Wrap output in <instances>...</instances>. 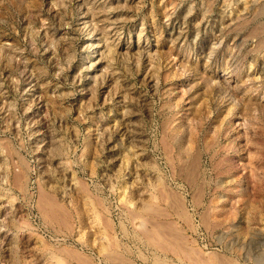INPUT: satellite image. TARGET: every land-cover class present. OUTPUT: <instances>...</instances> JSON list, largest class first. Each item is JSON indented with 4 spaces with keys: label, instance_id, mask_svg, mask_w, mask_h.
Returning a JSON list of instances; mask_svg holds the SVG:
<instances>
[{
    "label": "rangeland",
    "instance_id": "obj_1",
    "mask_svg": "<svg viewBox=\"0 0 264 264\" xmlns=\"http://www.w3.org/2000/svg\"><path fill=\"white\" fill-rule=\"evenodd\" d=\"M59 259L264 264V0H0V264Z\"/></svg>",
    "mask_w": 264,
    "mask_h": 264
},
{
    "label": "bare ground",
    "instance_id": "obj_2",
    "mask_svg": "<svg viewBox=\"0 0 264 264\" xmlns=\"http://www.w3.org/2000/svg\"><path fill=\"white\" fill-rule=\"evenodd\" d=\"M93 44H94V43H93ZM93 48H94V49L97 48V44H95V45L93 46ZM192 155H193V154H192ZM191 162H192V161H191ZM195 162H196V161H195ZM196 163H197V162H196ZM186 165H187V164H186ZM188 166H189V165H188ZM186 167H187V166H186ZM193 167L196 169V166H193ZM184 168H185V167H184ZM187 168H188V167H187ZM187 168H186V169H187ZM184 170H185V169H184ZM189 170H190V166H189ZM191 170H192V169H191ZM194 172H195V171H194ZM190 174H191V173H190ZM195 174H196V173H195ZM184 175H185V174H184ZM184 175H183V176H184ZM184 177H185V176H184ZM190 177H191V176H190ZM190 177H189L188 179H190ZM194 178H195V177H194ZM194 178H192V179H194ZM188 179H187V180H188ZM190 181H192V180L190 179ZM194 182H195V181H194ZM160 183H161V182H160ZM160 183H159V184H160ZM188 183H189V182H188ZM199 185H200V184H199ZM205 185H206V184H205ZM159 186L161 187V184H160ZM163 186H164V185H163ZM163 186H162V187H163ZM165 187H166V186H165ZM193 187H196V186H193ZM190 188H191V187H190ZM198 188H199V187H198ZM205 188H206V187H205ZM158 189H159V188H158ZM79 190H80V189H79ZM161 190H162V189H161ZM163 190H164V189H163ZM167 190H168V189H167ZM123 191H124V190H123ZM159 191H160V190H159ZM169 191H170V190H169ZM197 191H198V190H197ZM197 191H196L195 193H197ZM202 191H203V190H201V192H202ZM171 192H173V191H171ZM199 192H200V190H199ZM82 193H83V192H82ZM157 193H158V192H157ZM167 193H168V191H167ZM175 193H176V192H175ZM193 193H194V191H193ZM165 194H166V192L164 191V195H165ZM168 194H169V193H168ZM170 194H171V193H170ZM170 194H169V195H170ZM173 194H174V193H173ZM201 194H202V193H201ZM161 195H163V194H161ZM171 195H172V194H171ZM175 195H177V194H175ZM195 195H196V194H195ZM42 196H43V195H42ZM165 196H166V198L171 197V196H168V197H167V195H165ZM165 196H163V197H161V198H165ZM201 196H202V195H201ZM48 197H49V196H48ZM86 197H87V196H86ZM39 198H40V197H39ZM194 198H195V197H193V200H195ZM199 198H200V197H198V199H199ZM201 198H202V197H201ZM41 199H43V198H41ZM170 199H171V198H170ZM39 200H40V199H39ZM45 200H47V199H45ZM49 200H50V199H49ZM49 200H48V201H49ZM162 200L165 201V199H162ZM167 200H168V199H167ZM167 200H166V201H167ZM171 200H173V202H171V203L174 204V206H175V205H176V202H175L174 197H173V199H171ZM43 201H44V200H43ZM88 201H89V200H88ZM90 201L92 202L93 200L90 199ZM90 201H89V203H90ZM166 201H165V202H166ZM196 201H197V200H196ZM196 201H193V203L196 202ZM199 201H200V199H199ZM93 202H94V201H93ZM93 202H92L91 204H93ZM96 202H97V201H96ZM168 202H169V201H168ZM181 202H182V201H181ZM181 202L179 201L180 204H181ZM46 203H48V202H46ZM50 203H51V201H50ZM97 203H98V202H97ZM97 203H96V204H97ZM198 203H199V202H198ZM198 203H197V204H198ZM200 203H201V202H200ZM214 203H215V202H214ZM48 204H49V203H48ZM169 204H170V203H169ZM210 204H211V203H210ZM212 204H213V202H212ZM40 205H41V204H40ZM43 205H44V204H43ZM49 205H51V204H49ZM49 205H48V206H49ZM154 205H155V204H154ZM178 205H179V204H178ZM178 205H176V206H178ZM183 205H184V204H183ZM46 206H47V205H46ZM46 206H45V207H46ZM48 206H47V207H48ZM90 206H91V205H90ZM152 206H153V205H152ZM172 206H173V205H172ZM180 206H182V204H181ZM194 206H195V203H194ZM199 206H200V205H199ZM210 206H211V205H210ZM53 207H54V205H53ZM56 207H58V206H56ZM147 207H148V206H147ZM147 207H145V208H147ZM149 207H150V206H149ZM154 207H155V206H154ZM156 207H157V206H156ZM49 208H50V209H49ZM49 208H48V209H49V212H50L52 209H51L50 206H49ZM170 208H171V207H170ZM174 208H176V207H174ZM178 208H179L180 210L182 209V208L179 207V206H178ZM194 208H196V207H194ZM208 208H209V206H208ZM215 208H216V207H215ZM43 209H44V208H43ZM45 209H46V208H45ZM45 209H44V210H45ZM48 209H47V210H48ZM53 209H57V208L54 207ZM60 209H62V208H60ZM179 209H178V210H179ZM205 209H206V208H205ZM211 209H212V208H211ZM213 209H214V208H213ZM146 210H147V209H146ZM151 210H152V209H150L149 211H151ZM178 210H177V211H178ZM45 211H46V210H45ZM55 211L57 212V210H55ZM61 211H62V210H61ZM149 211H148V212H149ZM53 212H54V210H53ZM53 212H52V213H53ZM56 212H55V213H56ZM58 212H59V211H58ZM64 212H65V211L61 212L60 214L62 215V213H64ZM146 212H147V211H146ZM153 212H154V211H153ZM181 212H182V211H179L178 214H179V213L181 214ZM204 212H207V210L204 211ZM41 213H42V212H41ZM44 213H45V212H44ZM52 213H51V214H52ZM55 213H54V214H55ZM96 213H97V212H96ZM98 213H99V212H98ZM47 214H48V212H47ZM180 214H179V215H180ZM204 214H205V213H204ZM55 215H56V214H55ZM61 215H60V216H61ZM64 215H65V213H64ZM66 215H67V214H66ZM97 215H98V214H97ZM97 215H96V216H97ZM151 215H152V214H151ZM181 215H182V214H181ZM183 215H184V214H183ZM209 215H210V214H209ZM47 216H48V215H47ZM57 216H59V215H57ZM157 216H158V215H157ZM160 216H161V215H160ZM175 216H176V215H175ZM185 216H186V213H185ZM200 216H201V215H200ZM48 217H49V216H48ZM61 217H63V216H61ZM65 217H66V218H63V219H64L63 222H65V220L68 218V216H65ZM164 217H165V216H164ZM181 217H183V216H181ZM202 217H203V218H206L203 214H202ZM49 218H50V217H49ZM54 218H56V217H54ZM54 218L51 217V219L55 220ZM59 218H60V217H58V219H59ZM58 219H57V220H58ZM63 219L61 218V219H59V220L61 221V220H63ZM103 219H104V217H103ZM206 219H208V218H206ZM57 220H56V221H57ZM97 220H98V219H97ZM104 220H106V219H104ZM203 220H204V223H205V222H206L205 219H203ZM203 220H202V221H203ZM255 220H256V219H255ZM102 221H103V220H102ZM106 221H107V220H106ZM149 221H150V220H149ZM199 221H200V220H199ZM57 222H58V221H57ZM144 222H145V221H144ZM146 222H148V220H147ZM151 222L154 223V221H151ZM156 222H157V221H156ZM59 223H60V222H59ZM61 223H62V222H61ZM61 223H60V224H61ZM110 223H111V222H109V224H110ZM200 223H201V222H200ZM207 223H208V222H207ZM213 223H214V222H213ZM67 224H68V223H67ZM143 224H144V223H143ZM146 224H147V223H146ZM146 224H145V225H146ZM57 225H58V224H57ZM62 225H63V224H62ZM104 225H106V224H104ZM107 225H108V223H107ZM139 225H140V224H139ZM157 225H159V224H157ZM170 225H171V224H170ZM210 225H211V224H210ZM108 226H109V225H108ZM108 226H106V227L109 228ZM206 226H207V225H206ZM151 227H152V226H151ZM154 227H155V226H154ZM154 227H152V228H154ZM161 227H163V226H161ZM140 228H141V226H140ZM141 229H142L143 232H144V233H142V234L145 236V238H146V236H149V237L151 236L150 234H148V231H146V230L144 229V227L141 228ZM139 230H140V229H139ZM142 230H141V231H142ZM149 230H150V229H149ZM141 231H140V233H141ZM156 231H157V230H156ZM163 232H164V231H163ZM163 232H162V236H161V237H163ZM142 234H141V235H142ZM155 234H157V233H155ZM143 235H142V236H143ZM153 235H154V234H153ZM157 235H158V234H157ZM164 235H165V233H164ZM178 235H179V234H178ZM136 236H137V235H136ZM159 236H160V235H159ZM159 236H158V237L155 236V239L158 238V240H160L159 238H161V237H159ZM179 237H182V236H179ZM143 238H144V237H143ZM145 238H144V239H145ZM167 238H168V237H167ZM106 239H107V238H106ZM109 239H110V238H109ZM148 239H151V238H148V237H147V240H148ZM155 239H154V240H155ZM147 240H146V242H147ZM152 240H153V239H152ZM154 240H153V242H154ZM156 240H157V239H156ZM174 240H175V239H174ZM180 240H181V239H180ZM166 241H167V240H166ZM172 241H173V240H172ZM181 241H182V240H181ZM150 242H152V241H149V240H148L147 243L150 244ZM153 242H152L151 244H153V246H154V243H153ZM155 242H156V241H155ZM158 242H161V241H158ZM158 242H156L155 244H158ZM178 242H180V241H177V240H176V243H178ZM161 243H162V242H161ZM161 243H160V244H161ZM186 243H187V242H186ZM163 244H164V243H163ZM170 244H172V243L170 242ZM173 244H174V243H173ZM108 245H111V243H109ZM165 245H166V243H165ZM181 245H182V244H181ZM112 246H113V245H112ZM151 246H152V245H151ZM156 246H157V247H160V249H163V246H162V245H161L162 248H161V246H158V245H156ZM166 246L168 247L169 245H166ZM166 246H165L164 248H166ZM176 246H177V245H176ZM176 246H175V247H176ZM178 246H180V245H178ZM178 246H177L176 248H178ZM114 247H115V246H114ZM154 247H155V246H154ZM172 247H173L172 245L169 246V248L171 249V252H172V250H174V249H172ZM107 248H108V247H107ZM187 248H188V247H187ZM166 249H167V248H166ZM170 249H168V251H170ZM191 249H192V248H191ZM180 250H181V246H180ZM180 250H179V251H180ZM110 251H112V248H111ZM113 251H114V250H113ZM163 251H165V250H163ZM186 251H187V249H186ZM190 251H192V250H190ZM190 251H188V252H190ZM192 252H193V251H192ZM58 253H59V252H58ZM63 253H64V252H63ZM65 253H66V250H65ZM67 253H68V252H67ZM69 253H70V252H69ZM113 253H115V252H112V253L110 252V253H109L110 255L108 254V255H109L108 257L110 258L111 254H113ZM172 253H173V252H172ZM182 253H183V252H182ZM186 253H187V252H186ZM186 253H184V254H185L184 256H187V257H188L189 254L186 255ZM176 254H177V253H176ZM190 254H191V253H190ZM50 255H51V254H50ZM66 255H67V254H66ZM69 255H71V254H69ZM73 255L76 256V254H73ZM73 255H71V257L74 258ZM115 255H118V253H115L114 256H115ZM179 255H180V254H179ZM211 255H212V254H211ZM106 256H107V255H106ZM114 256H113V257H114ZM59 257H60V256H59ZM66 257H67V256H66ZM68 257H69V256H68ZM76 257H77V256H76ZM82 257H83V256H82ZM82 257H80V258H82ZM111 257H112V256H111ZM113 257H112V258H113ZM116 257L118 258V256H116ZM116 257H115V258H116ZM189 257H191V256L189 255ZM189 257H188V258H189ZM211 257H212V256H211ZM214 257H216V255L212 257V261H213V260L215 261V260H216L217 258H219L220 256H219V257H216V259H215ZM60 258H61V257H60ZM77 258H78V257H77ZM193 258H194V257H193ZM208 258H209V257H208ZM213 258H214V259H213ZM78 259H79V258H78ZM84 259H85V258H84ZM84 259H83V261H84ZM200 259H202V258H200ZM221 259H222V258L220 257L218 260L222 261L223 259H222V260H221ZM224 259H225V258H224ZM60 260H62V259H59L58 261H60ZM156 260H157V259H156ZM198 260H199V259H198ZM198 260H197L196 262H198ZM208 260L210 261L211 259H208ZM208 260H207V261H208ZM218 260H216V261H218ZM58 261H57V262H58ZM78 261H81V260H78ZM115 261H116V260H115ZM122 261H123V260H122ZM152 261H153V260H152ZM157 261H158V260H157ZM157 261H156V263L153 261V263H155V264H160V263H158ZM161 261H162V260H161ZM194 261H195V259H194ZM194 261H193V262H194ZM199 261H201V260H199ZM209 261H208V262H209ZM214 261H213V262H214ZM225 261L228 262L227 260H225ZM225 261H224L223 263H225ZM88 262H89V261H88ZM108 262H109V261H108ZM159 262H160V260H159ZM189 262H190V261H189ZM193 262H192V263H193ZM204 262H205V261H204ZM218 262H219V261H218ZM58 263H59V262H58ZM80 263H82V262H80ZM111 263H112V262H111ZM162 263H163V261L161 262V264H162ZM192 263H191V264H192ZM209 263H210V262H209ZM216 263H217V262H216ZM221 263H222V262H221ZM54 264H55V263H54ZM60 264H63V261H60ZM64 264H65V263H64ZM66 264H67V262H66ZM84 264H86V263H84ZM87 264H88V263H87ZM194 264H196V263L194 262ZM225 264H226V263H225Z\"/></svg>",
    "mask_w": 264,
    "mask_h": 264
}]
</instances>
